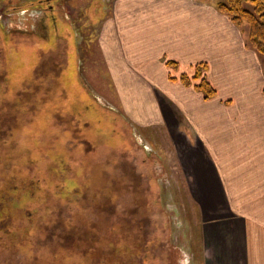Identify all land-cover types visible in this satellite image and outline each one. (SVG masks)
<instances>
[{
  "label": "rangeland",
  "instance_id": "374dc122",
  "mask_svg": "<svg viewBox=\"0 0 264 264\" xmlns=\"http://www.w3.org/2000/svg\"><path fill=\"white\" fill-rule=\"evenodd\" d=\"M120 1L60 0L47 20L32 9L37 0H0V264H236L203 230L231 218L199 214L190 171L201 152L195 142L183 145L190 136L183 114L145 67L120 62L128 50L107 26ZM206 1L217 9L219 0ZM232 24L244 61L264 77V55L246 24ZM167 60L175 62L164 58L159 70L184 84ZM192 241L202 260L193 258Z\"/></svg>",
  "mask_w": 264,
  "mask_h": 264
},
{
  "label": "crops",
  "instance_id": "0c3cea01",
  "mask_svg": "<svg viewBox=\"0 0 264 264\" xmlns=\"http://www.w3.org/2000/svg\"><path fill=\"white\" fill-rule=\"evenodd\" d=\"M139 1L121 0L113 11L115 18L107 23L122 50H128L123 53L125 61L120 62L136 71L145 67L151 84L166 88L162 99L166 97L183 114L184 126L190 131L183 145L199 144L200 167L190 171L191 196L200 216L231 218L229 224L218 221L203 230L211 232L215 244H225L236 264H264L262 72L244 61L241 47L236 45L235 38L240 37L236 27L206 0ZM169 8L173 14L167 12ZM164 58L177 63L174 78L190 74L194 64L205 62V75L216 95L204 98L192 85L178 79L168 81L167 73L159 70ZM236 64L241 71L234 68ZM166 114L172 126L176 119ZM235 249L240 251L234 254ZM195 255L202 260L200 249L193 258Z\"/></svg>",
  "mask_w": 264,
  "mask_h": 264
},
{
  "label": "trees",
  "instance_id": "16d2710c",
  "mask_svg": "<svg viewBox=\"0 0 264 264\" xmlns=\"http://www.w3.org/2000/svg\"><path fill=\"white\" fill-rule=\"evenodd\" d=\"M215 6L218 11L224 13L235 25L242 26L246 24L248 28V37H249V41L251 45L259 53L264 55V0H219L216 2ZM166 64L172 65L173 67L177 66L176 62L170 61V60H167ZM206 68H207V65L205 62L197 63L194 66L195 71L192 75H187L185 73H182L179 76V78L185 85H189V86L192 85L196 90L200 91L204 98H210V97L215 96L216 90L206 78V75H205ZM77 75H78L79 81L83 83L82 80L80 79L78 72H77ZM2 94H3V91H2ZM7 94L8 93H6V95ZM29 95L34 98L36 94L31 91ZM30 96H28L27 94L23 92H19L16 95V98L17 97L19 99L21 98V100L19 101L20 103H25L27 105L26 111L30 109V105L31 103H33V102H30ZM24 97H25V101L23 102ZM5 99L6 97L3 96V98L0 100V108L4 104L6 105ZM48 101L49 100L45 98L42 102H48ZM24 107H25L24 105L19 106L17 110L20 111ZM8 117H10V115L5 116L3 119L5 120L6 118V120L8 121L9 120ZM3 119L1 120V122L3 121ZM0 129L5 130L2 128ZM24 136L25 138L23 137V139L27 143L26 147L30 149L31 146H29L28 144L30 142L29 139L31 137V133H27ZM6 137L8 140L12 139L14 145L16 144L15 148L24 152L23 149L25 147L22 149L19 148L18 142L20 139H18L17 134L15 135L9 132V133H6ZM27 138L28 140H26ZM6 144L5 145L7 147V150L12 151L10 148L12 146V143L6 142ZM38 152L39 151L37 150V147H35L34 149H31L30 151L32 155H36V156H38ZM36 159H38V157ZM9 189H13V188H9ZM4 207H7V205H4Z\"/></svg>",
  "mask_w": 264,
  "mask_h": 264
},
{
  "label": "flooded vegetation",
  "instance_id": "af4514ba",
  "mask_svg": "<svg viewBox=\"0 0 264 264\" xmlns=\"http://www.w3.org/2000/svg\"><path fill=\"white\" fill-rule=\"evenodd\" d=\"M58 2H60V0H54V1H50V2H48L47 0H37V2H36V4L38 5V6H34L32 9H42V10H44V13H45V15H43V14H41V13H39V17H43V16H45V17H47V20L48 19H54L56 16V14H59V13H55L54 12V5L56 4V3H58ZM44 3H46L45 4V6H42L41 4H44ZM48 7V8H47ZM61 7V6H60ZM61 9H62V7H61ZM46 11V12H45ZM51 11H53V12H51ZM56 11V10H55ZM41 18H40V20H41ZM66 19H67V17H66ZM46 21V18H45V20L43 21V23H42V26H41V24H40V27H41V30L42 29H45L46 28V25L44 24V22ZM73 30V32H75L74 31V29H72ZM42 33H44L43 31H42Z\"/></svg>",
  "mask_w": 264,
  "mask_h": 264
}]
</instances>
